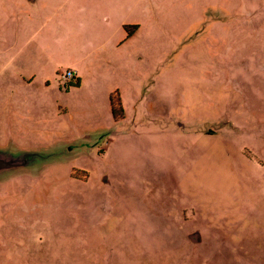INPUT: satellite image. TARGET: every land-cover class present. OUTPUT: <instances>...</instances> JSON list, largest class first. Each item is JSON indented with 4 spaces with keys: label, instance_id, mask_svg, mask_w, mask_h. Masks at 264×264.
Segmentation results:
<instances>
[{
    "label": "rangeland",
    "instance_id": "374dc122",
    "mask_svg": "<svg viewBox=\"0 0 264 264\" xmlns=\"http://www.w3.org/2000/svg\"><path fill=\"white\" fill-rule=\"evenodd\" d=\"M24 12L30 56L0 46V264H264V77L246 89L247 57L207 46L222 15L165 13L115 121L92 72L61 79L99 55L68 25L0 0V40Z\"/></svg>",
    "mask_w": 264,
    "mask_h": 264
},
{
    "label": "crops",
    "instance_id": "0c3cea01",
    "mask_svg": "<svg viewBox=\"0 0 264 264\" xmlns=\"http://www.w3.org/2000/svg\"><path fill=\"white\" fill-rule=\"evenodd\" d=\"M25 2L38 4L44 9L47 25L65 23L76 39L86 43L85 46L95 47L99 51L96 58L73 68L75 77H79L82 83L88 72H92L108 97L113 92H119L125 113L129 111L127 93L135 88L136 84V80L131 77L130 69L132 64L141 61L143 56L155 58L157 55L156 52L162 45L160 36L165 25L161 18L165 13L222 15L220 20L211 21L207 24L208 27L206 26V32L209 34L207 46L223 44L228 59L231 49L237 50V56L247 57L249 62L244 67L251 71L238 73L246 89L255 91L252 85L253 78L264 77L258 72V69L264 70L262 59L264 56L261 55L263 54L261 47L264 45L261 33L264 29L261 17L264 15V0H25ZM23 8V11L27 10L26 5ZM57 15L63 16V19H56ZM230 15H236L237 20H233L236 22L229 20ZM34 19L35 17L27 12L20 16L16 25L17 37L0 40L4 52L18 51L27 55L26 57L30 56L26 53L34 47L32 38L28 36L36 21ZM125 26L129 29H125ZM206 57L214 59L210 53H206ZM24 67L30 68L28 63ZM15 74L21 87H30L36 75L23 68L16 69ZM261 81L264 84V79ZM50 83L49 81L48 85ZM161 99L162 96L157 92L153 103L150 104L154 110L160 109ZM196 234L194 233L195 236Z\"/></svg>",
    "mask_w": 264,
    "mask_h": 264
},
{
    "label": "trees",
    "instance_id": "16d2710c",
    "mask_svg": "<svg viewBox=\"0 0 264 264\" xmlns=\"http://www.w3.org/2000/svg\"><path fill=\"white\" fill-rule=\"evenodd\" d=\"M125 29H129V27L125 26ZM79 83L80 81L78 79L76 85H79ZM109 101H110L111 112L115 121H120L121 119L124 118L125 110L119 92L116 91L111 93L109 97ZM73 175L76 176L77 174L74 173Z\"/></svg>",
    "mask_w": 264,
    "mask_h": 264
},
{
    "label": "built area",
    "instance_id": "2783aa9c",
    "mask_svg": "<svg viewBox=\"0 0 264 264\" xmlns=\"http://www.w3.org/2000/svg\"><path fill=\"white\" fill-rule=\"evenodd\" d=\"M75 76V72L71 69L67 70L66 72L61 73V79L67 81L70 78Z\"/></svg>",
    "mask_w": 264,
    "mask_h": 264
}]
</instances>
